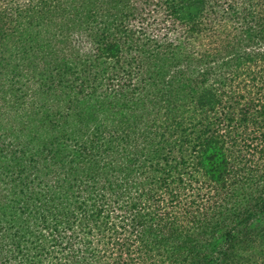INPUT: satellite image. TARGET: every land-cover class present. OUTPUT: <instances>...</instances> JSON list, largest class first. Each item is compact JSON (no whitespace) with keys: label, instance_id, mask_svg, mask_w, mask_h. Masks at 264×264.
<instances>
[{"label":"trees","instance_id":"obj_1","mask_svg":"<svg viewBox=\"0 0 264 264\" xmlns=\"http://www.w3.org/2000/svg\"><path fill=\"white\" fill-rule=\"evenodd\" d=\"M0 264H264V0H0Z\"/></svg>","mask_w":264,"mask_h":264}]
</instances>
